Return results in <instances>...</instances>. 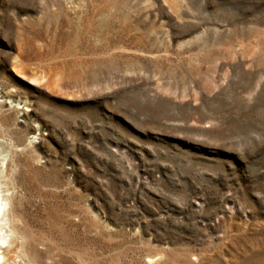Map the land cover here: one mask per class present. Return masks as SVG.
I'll return each mask as SVG.
<instances>
[{
    "label": "rangeland",
    "instance_id": "1",
    "mask_svg": "<svg viewBox=\"0 0 264 264\" xmlns=\"http://www.w3.org/2000/svg\"><path fill=\"white\" fill-rule=\"evenodd\" d=\"M10 197L62 264H264V0H0Z\"/></svg>",
    "mask_w": 264,
    "mask_h": 264
},
{
    "label": "bare ground",
    "instance_id": "2",
    "mask_svg": "<svg viewBox=\"0 0 264 264\" xmlns=\"http://www.w3.org/2000/svg\"><path fill=\"white\" fill-rule=\"evenodd\" d=\"M9 180L11 185L14 186L15 181L12 176L9 177ZM6 201L10 205L9 212L6 215L8 227L1 222L2 220L0 221V230L5 234H3L4 236L1 234L3 237L0 239V249H3L1 241H6L7 234L11 233L10 242L4 247V251L8 255L12 254L13 257L10 256L6 261L7 263L0 262V264H62L61 261L56 260L58 256L57 248L60 246L55 240L57 236L61 237L68 245L67 248L65 246L67 251L74 250L77 242H74L73 236L61 226L58 215L53 214V212L47 213L45 219L46 229H42L40 226L34 227L25 219L24 213L17 209L15 200L12 197L6 198ZM1 212L5 216V213L0 208ZM44 240H46L45 243ZM47 243L53 245L52 250L40 251L39 247H45ZM46 248L48 249L47 246ZM43 257H47V260H51V262H46Z\"/></svg>",
    "mask_w": 264,
    "mask_h": 264
}]
</instances>
